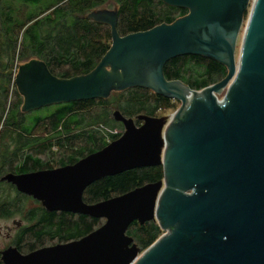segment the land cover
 <instances>
[{
    "label": "water",
    "instance_id": "obj_1",
    "mask_svg": "<svg viewBox=\"0 0 264 264\" xmlns=\"http://www.w3.org/2000/svg\"><path fill=\"white\" fill-rule=\"evenodd\" d=\"M161 1L188 13L122 36L118 9L91 12L88 18L110 27L112 45L87 74L57 77L40 59L19 67L23 113L132 88L181 106L171 118L115 111L124 132L102 150L73 165L4 176L49 212L105 220L68 243L26 254L9 246L0 252L4 264H264V0ZM186 55L213 59L228 73L200 91L168 80L166 64ZM175 83L197 95L187 109ZM157 166L164 170L160 181L99 203L84 201L86 189L101 179ZM135 221H155L165 234L142 251L128 235Z\"/></svg>",
    "mask_w": 264,
    "mask_h": 264
},
{
    "label": "trees",
    "instance_id": "obj_2",
    "mask_svg": "<svg viewBox=\"0 0 264 264\" xmlns=\"http://www.w3.org/2000/svg\"><path fill=\"white\" fill-rule=\"evenodd\" d=\"M105 6L118 9L122 36L171 24L188 13L161 0H0V141L2 146L12 142L20 147L6 172L22 174L53 167L43 156L58 157L59 166L74 164L102 150L121 136L117 130L122 125L113 118L115 111L136 118L177 108L175 100L145 88H132L114 92L108 99L57 105L47 116L31 118V113L21 111L23 97L15 84V69L22 64L41 59L61 78L87 74L98 65L112 45L111 29L88 15ZM227 73L225 65L203 56H180L165 66L168 80H180L198 91L221 81ZM22 146L27 153L21 151ZM4 155L0 154V162ZM163 178L162 167L130 170L93 183L86 189L84 201L99 203ZM16 216H22L26 224L18 228L13 244L24 254L79 240L103 224L102 219L86 215L49 212L33 198L2 183L0 218ZM163 233L154 222L135 223L130 228L142 251ZM0 264H4L1 257Z\"/></svg>",
    "mask_w": 264,
    "mask_h": 264
},
{
    "label": "rangeland",
    "instance_id": "obj_3",
    "mask_svg": "<svg viewBox=\"0 0 264 264\" xmlns=\"http://www.w3.org/2000/svg\"><path fill=\"white\" fill-rule=\"evenodd\" d=\"M105 8L111 9V10L116 9L115 6H109V7L105 6ZM247 19H248V15H247L246 21H247ZM243 33H244V28L242 29L241 34L239 36V40H238L237 52H236L237 61H238L239 56H240V49H241V44H242ZM224 95H225V92H223V94L220 95L219 98L222 99L224 97ZM176 102H177V108L176 109L163 111L158 116H169L171 118L173 116V114L181 106V103L179 101H176ZM56 106L57 105H52V106H48V107L42 108L40 110L31 112L30 116H31V118H33V117L38 116V115L39 116L50 115L51 113H53L57 109ZM118 131H120V129H118ZM43 159L45 162H50L53 167L58 166V164H57L58 157L48 158L47 156H43ZM28 205H27V207H28ZM16 223L21 224V226L26 224V222L22 216H16L15 218H10V219L9 218H7V219L6 218H0V252L5 250L9 246L14 245L13 239L16 235L17 230H18L16 227ZM9 228L11 230H9Z\"/></svg>",
    "mask_w": 264,
    "mask_h": 264
},
{
    "label": "flooded vegetation",
    "instance_id": "obj_4",
    "mask_svg": "<svg viewBox=\"0 0 264 264\" xmlns=\"http://www.w3.org/2000/svg\"><path fill=\"white\" fill-rule=\"evenodd\" d=\"M34 59H38V58H34ZM41 60V59H40ZM154 93V92H153ZM149 116V115H148ZM126 117V116H125ZM152 117H163V116H158V115H156V116H152ZM128 118H131V117H128ZM119 123V122H118ZM121 125H122V128H120V131H118L117 130V132H119L120 134H121V136H122V134H123V132H124V126H123V124L122 123H120ZM142 124V122H139V121H137V125L138 126H140ZM120 136V137H121ZM117 140V139H116ZM113 142V141H112ZM24 144V143H23ZM18 148H20L19 146H15L12 142H6V144H4L3 146H2V143H1V141H0V154H2L3 152L5 153V155H4V157L3 158H1L2 160H1V162H0V184H5V185H10V186H12L15 190H16V192H18V190H17V188L14 186V185H12V184H10V183H8V182H6V181H3L2 179L4 178V176H6L8 173H13V172H6L7 170H8V165L12 162V159H13V154H14V152H16L17 151V149ZM21 151L22 152H26L27 153V151H28V149L26 148V146H22V149H21ZM100 151V150H99ZM98 152V151H97ZM88 156V155H87ZM86 156V157H87ZM85 158V157H84ZM83 159V158H82ZM81 160V159H80ZM77 163V162H76ZM4 164L6 165V167H4ZM75 164V163H74ZM67 165H73V164H67ZM67 165H62V166H56V167H49V168H45V169H40V170H47V169H56V168H60V167H64V166H67ZM157 167H162V166H157ZM146 168H155V167H146ZM6 169V170H5ZM139 169H142V168H139ZM162 169H163V167H162ZM5 170V171H4ZM37 171H39V170H37ZM163 173H164V170H163ZM16 174H21V173H16ZM116 176V175H115ZM111 177V176H110ZM18 193H20V192H18ZM117 197V196H116ZM32 198V197H31ZM34 200V199H33ZM36 201V200H35ZM38 202V201H37ZM40 203V202H39ZM103 220V219H102ZM105 222V220H103V223ZM151 222H154V223H157V222H155V221H151ZM135 223H138L139 224V222H137V221H135L133 224H131L130 225V227H129V229H128V235H130L131 237H133L132 236V234H130V228H132V225H134ZM148 223V222H147ZM146 224V223H145ZM144 224V225H145ZM158 224V223H157ZM141 225V224H140ZM21 226V224H19V223H16V227H17V229L19 228ZM162 229V228H161ZM9 230H11L10 228H9ZM163 231V230H162ZM164 232V231H163ZM165 234V232L162 234V235H164ZM134 238V237H133ZM134 240H135V238H134ZM135 243L137 244V242L135 241ZM138 245V244H137ZM13 246H15V245H13ZM138 247L142 250V248L138 245Z\"/></svg>",
    "mask_w": 264,
    "mask_h": 264
},
{
    "label": "bare ground",
    "instance_id": "obj_5",
    "mask_svg": "<svg viewBox=\"0 0 264 264\" xmlns=\"http://www.w3.org/2000/svg\"><path fill=\"white\" fill-rule=\"evenodd\" d=\"M176 91L186 98V109L190 103L197 97L188 87L181 83H175Z\"/></svg>",
    "mask_w": 264,
    "mask_h": 264
},
{
    "label": "built area",
    "instance_id": "obj_6",
    "mask_svg": "<svg viewBox=\"0 0 264 264\" xmlns=\"http://www.w3.org/2000/svg\"><path fill=\"white\" fill-rule=\"evenodd\" d=\"M18 68L15 69V76L17 75L18 71H17ZM19 70V69H18Z\"/></svg>",
    "mask_w": 264,
    "mask_h": 264
}]
</instances>
